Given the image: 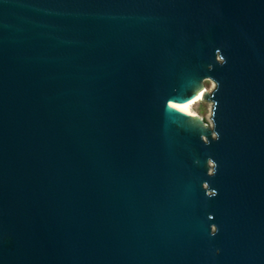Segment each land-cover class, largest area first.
<instances>
[{
	"label": "water",
	"instance_id": "water-1",
	"mask_svg": "<svg viewBox=\"0 0 264 264\" xmlns=\"http://www.w3.org/2000/svg\"><path fill=\"white\" fill-rule=\"evenodd\" d=\"M0 264H264V0H0Z\"/></svg>",
	"mask_w": 264,
	"mask_h": 264
},
{
	"label": "rangeland",
	"instance_id": "rangeland-1",
	"mask_svg": "<svg viewBox=\"0 0 264 264\" xmlns=\"http://www.w3.org/2000/svg\"><path fill=\"white\" fill-rule=\"evenodd\" d=\"M215 85L213 82L209 80L204 81V87L211 92L214 89ZM193 110L196 112L197 116L200 117L206 124H211V111H212V104L210 102L201 99L200 101L196 102L193 106Z\"/></svg>",
	"mask_w": 264,
	"mask_h": 264
},
{
	"label": "bare ground",
	"instance_id": "bare-ground-1",
	"mask_svg": "<svg viewBox=\"0 0 264 264\" xmlns=\"http://www.w3.org/2000/svg\"><path fill=\"white\" fill-rule=\"evenodd\" d=\"M205 92H208V90L206 88H203L201 89L195 97L189 99L188 102L180 105V106H177V107H174L178 110H181V111H184L188 114H191V115H197L196 112L193 110V106L196 102L200 101L201 98H202V95L205 93Z\"/></svg>",
	"mask_w": 264,
	"mask_h": 264
}]
</instances>
